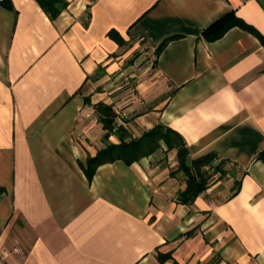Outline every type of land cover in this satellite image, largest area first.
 <instances>
[{"label":"crops","instance_id":"obj_1","mask_svg":"<svg viewBox=\"0 0 264 264\" xmlns=\"http://www.w3.org/2000/svg\"><path fill=\"white\" fill-rule=\"evenodd\" d=\"M62 2H0V264H264V0ZM157 126L194 200L164 141L87 176Z\"/></svg>","mask_w":264,"mask_h":264},{"label":"trees","instance_id":"obj_2","mask_svg":"<svg viewBox=\"0 0 264 264\" xmlns=\"http://www.w3.org/2000/svg\"><path fill=\"white\" fill-rule=\"evenodd\" d=\"M38 1L48 12L51 13L53 18H56L60 14V6L63 4V0ZM0 2L5 6L9 5V0H0ZM233 18V16L228 15L215 22L204 31V36L210 41H215L222 38L231 27L237 25L238 20ZM96 110L99 113L100 120L104 123L105 127L110 128L113 124L114 118L116 117V112L111 107L102 103L97 105ZM160 141H164L170 148H177L179 150V156L181 160L180 166L189 175V185L185 195L188 200H194L207 187L209 178L202 175L200 170L202 167L205 168L211 165L213 156H207L196 162L199 175H193L185 163L187 150L183 147L181 136L173 130L163 126L155 127L153 130L147 132L140 140L133 141L129 144L111 146L106 150L100 151L95 157H91L89 159L86 174L89 178H92L99 166L108 160H116L117 155H121L122 158L128 163L138 161L143 155L154 152L156 149H158L160 146ZM3 192L4 189L0 187V195Z\"/></svg>","mask_w":264,"mask_h":264}]
</instances>
